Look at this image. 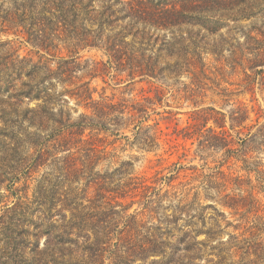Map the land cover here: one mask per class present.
I'll return each instance as SVG.
<instances>
[{
  "label": "trees",
  "instance_id": "trees-1",
  "mask_svg": "<svg viewBox=\"0 0 264 264\" xmlns=\"http://www.w3.org/2000/svg\"><path fill=\"white\" fill-rule=\"evenodd\" d=\"M252 19L260 23L240 24ZM231 21L244 35L230 51L240 60L245 87L264 91V0H0V190L8 192H0V264H185L218 249L219 242L212 243L216 227L184 231L179 226L184 215L193 217L196 202H186L177 190L180 167L171 174L138 176L134 163L117 153L122 139L127 142L121 149L151 152L160 146L156 117L163 91L95 99L90 84L77 85L75 78L84 69L83 53L99 50L103 58L94 59L90 71L112 75L113 70L124 82L150 79L167 86L186 75V98L204 97L212 86L227 96L222 80L208 76L203 43L204 32L219 34ZM11 35L36 48L38 59L21 56ZM70 99L88 112L73 118L74 109L65 106ZM37 100L38 107H21ZM248 117L242 105L228 120L206 106L194 111L199 123L176 126L173 134L197 140L201 152L224 151L229 161H242L264 191V163L256 155L264 153V124L243 137ZM42 167L48 170L30 199V180ZM205 177L209 187L216 185L221 206L247 220L233 226L239 233L225 242L229 258L218 249L217 260L264 264V202L252 176L219 168ZM231 186L247 194L229 192ZM136 198L142 209L130 212ZM198 208L217 210L211 204ZM199 217L205 224L204 215ZM202 233L207 240L198 239Z\"/></svg>",
  "mask_w": 264,
  "mask_h": 264
},
{
  "label": "rangeland",
  "instance_id": "rangeland-1",
  "mask_svg": "<svg viewBox=\"0 0 264 264\" xmlns=\"http://www.w3.org/2000/svg\"><path fill=\"white\" fill-rule=\"evenodd\" d=\"M252 21L260 23L259 19H252L241 21L240 24L243 25L244 28H249V24H251ZM229 24V27H224L220 33L216 35H210L204 32L205 40L203 43L204 60L208 76L214 79L218 78L217 80H222L221 88L228 89L224 91V94L227 96L220 97L216 94L219 92V89L212 86L213 89L208 90L204 97L194 99L186 98V93L182 85V82L188 83L190 81L186 75L182 76L172 85L171 81H169V86H167L159 80L150 79L124 82L120 80L121 76L115 74L113 70L111 71L112 75H104L99 73V71H90V69L94 68L96 65L93 63V60H101L103 58L99 50H91L83 53L81 63L84 69L82 68V70L77 73L78 78H75L77 85L81 82H88L90 84L92 89H94L93 95L95 99H117L123 96L128 98L142 97L144 94L154 95L158 88L163 91L161 104L158 107L160 115L156 117L159 122V134L161 135L160 146L151 152L138 150L136 147L132 149L131 147L124 146V149H121L120 146H123L127 142L126 139H122L117 142V153L120 155V159L131 160L134 163L133 173L138 176L152 177L158 171H162L164 174H171V172H175V165L176 167H180V177L175 181L177 190L182 193L183 196H186V202H191L193 199H196V202L191 207L192 211L190 213L193 217L184 215L179 222V226H181L184 231H204L208 228L216 227V230H218L216 235L217 240L212 243L216 245L219 242L216 246H218L220 251L223 250L228 258L232 251L227 248L225 242H227L234 233H239L233 226L246 225L247 220L245 219L246 217L241 216V214H235L231 210L221 206L220 202L217 201L219 192L216 185L209 187L205 176L219 170V168H223L227 173L233 176H241L244 179L252 176L253 184L257 186L255 191L258 198L264 202V191L258 188L262 183L257 180V174L253 173L250 175L244 169V163L242 161L238 162L236 159H231L229 161L224 155V151L208 149L201 152L197 140L178 137L173 134V131L176 126L184 128L199 123L198 120L194 118V111L206 106H214L217 110L226 113L227 120L230 112L239 105L248 109L249 117L244 122L246 128L241 130V135L243 137L248 132L256 131L260 125L264 124V91L257 87L253 92L245 87L244 73L237 63L238 61L240 62V60L230 51L239 41H244V35L237 27L232 26L235 25L233 21L229 22ZM9 39H12L13 46L18 50L21 56L32 57L35 60L38 59L39 55L36 53L37 49L23 40V38L11 35ZM218 42H220V44L223 42L224 45L219 47L216 44ZM212 44L216 45L212 46ZM207 82L208 85H212L211 81L207 80ZM74 86L75 85H72L70 88ZM207 88L211 87L208 86ZM214 89L216 90L215 92ZM194 101L198 102L197 106ZM38 105H40V100L30 101L27 104L24 103L21 107H38ZM65 106L69 109H74L72 114L73 118H77L81 112H88L84 106H78L75 99H70L69 103L65 102ZM229 127L230 123L228 122L227 129L229 133L237 140L236 130H231ZM127 134L130 140H132V133L127 132ZM113 138V136H110L109 140ZM109 149L112 150L113 147H109ZM201 155L204 159L201 158ZM256 155L261 158L264 163V153L258 150ZM47 170L48 167H42L33 175L34 179L30 180V199L33 198V193L37 188L38 181L42 179V176ZM51 173H53V171H51ZM234 188V186H231L228 191L231 192ZM0 192L8 194V192H5L4 188L1 189ZM194 192L198 193V197L195 198ZM234 193H240L242 195L247 194V192H240L237 189L234 190ZM135 200V203L130 204V212H133L136 208L142 209L138 203V198ZM125 202H131L130 196L125 199ZM167 204L166 202L164 203L165 206H167ZM209 204L216 207L217 210L214 208L204 210L198 208L199 205L205 206ZM30 205L34 208L35 206L40 207L39 205H35V203H31ZM164 213L169 212L164 211ZM200 213H202L206 219L205 224H202L200 221ZM162 215L163 213H160V216ZM36 216H40V213H37ZM148 219L154 223L157 222V219ZM175 234L179 235V232L175 231ZM198 239L207 240V236L202 233L199 235ZM41 240V244H43L44 239ZM218 249H208L207 254H204L202 260H189L185 261V264H227L229 262L238 261L217 260L218 258L215 254L218 252ZM27 261L29 264H40V260ZM149 261L150 260H148V262ZM131 264L145 263L138 260Z\"/></svg>",
  "mask_w": 264,
  "mask_h": 264
}]
</instances>
